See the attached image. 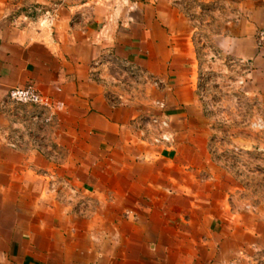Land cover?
I'll return each mask as SVG.
<instances>
[{"label": "crops", "instance_id": "0c3cea01", "mask_svg": "<svg viewBox=\"0 0 264 264\" xmlns=\"http://www.w3.org/2000/svg\"><path fill=\"white\" fill-rule=\"evenodd\" d=\"M214 24L220 59L207 69L223 76L229 59L243 68L236 91L255 102L262 128L237 140L264 157V46L257 45L264 0H237ZM194 31L176 0H0V104L28 85L60 104L25 122L0 108V222L13 221L0 238H15L0 240L1 264H247L264 253V197L247 196L225 176L229 167L206 150L209 129L185 133L180 149L155 152L136 127L143 107L121 94L132 76L170 80L182 123L206 125L198 61L189 72ZM235 105L228 107L240 111ZM253 167L264 173L262 160ZM54 170L87 190L91 216L62 211L42 194V175ZM9 205L17 206L11 219L3 216Z\"/></svg>", "mask_w": 264, "mask_h": 264}, {"label": "rangeland", "instance_id": "374dc122", "mask_svg": "<svg viewBox=\"0 0 264 264\" xmlns=\"http://www.w3.org/2000/svg\"><path fill=\"white\" fill-rule=\"evenodd\" d=\"M235 1L237 0H176V4L192 22L195 30L192 36L194 38L197 60H193L194 66L189 67V72L191 73L196 69L198 61L204 73L202 93H199L198 96L202 104L200 112L205 121L207 120L206 125L182 123L183 121L179 117L181 112H178L180 110L174 109L172 106V95L170 96L169 88L173 84L170 80L162 81L139 74L138 76H132L133 78L129 81L123 82L124 85L121 87L124 91L121 94L127 95L132 101H136L139 108L143 107V113L135 119L137 130L143 141V143L140 142L142 146L154 149L158 153L165 150H173L175 147L180 149L178 143H180V139L183 138L185 133L198 132L202 134L204 131L206 132V129H209L207 130L210 134L208 136L211 137L208 138L206 143V150L213 154L218 166L221 167L225 164V166L229 167L225 176L228 177L232 184H237L238 182L243 184L246 187L247 196L257 193L264 197V173H256L257 171L253 167L255 160L260 159L264 162V157L255 156L252 149L242 147V144L239 145L241 142L237 140L240 135L253 136L256 134L254 128L249 127L250 121L255 118L253 112L255 102L244 97L239 98V93L236 91V84L234 83L237 73H239L236 66L231 68L226 63L229 69L226 70L223 76L217 69L214 73L208 71L210 68L208 66L212 65L211 56H214L215 60L220 59V56L212 47L210 39L211 28L209 27L213 25V29L217 30L218 25L214 24V20L230 12L231 5ZM183 82H185V79ZM189 83L191 85L192 81L189 80ZM142 99L144 100L142 101ZM158 102L161 104H158ZM169 104H171V108H168ZM215 104L220 105L215 108ZM228 104H239L241 109L238 111L229 108ZM208 105H214L213 109H208L206 107ZM0 108L6 109L8 113H11L10 116L17 121L25 122L32 117V111L21 105L0 104ZM152 119L164 120L167 123V127L164 130L172 137L170 143L159 145L153 142L157 133H161L164 130L161 131L160 126L153 123ZM10 133L9 137L12 136L14 138L12 143L19 144L21 137L14 131ZM262 145L264 146V142H262ZM239 147L240 149L237 150ZM242 149L243 151L246 150V152L241 153L240 150ZM53 151L50 148V152ZM199 151L197 162L200 165L205 162L204 157L202 158L200 154L202 151ZM221 175L222 173L219 174L220 179L222 178ZM42 176L44 182H46L42 194L54 200L58 204L59 209L61 208L62 211L65 210L81 218H88L93 214L95 210L93 198L87 193V190L75 184L74 181L76 179L74 177L63 174L58 170L47 171ZM92 176H95L94 178L109 179L101 173L84 174L85 179L91 178L92 180ZM150 178H153V175H150ZM218 192L220 191L218 190ZM22 207L25 210L30 208L28 205H23ZM16 209L17 206H5V214L3 216L11 219ZM25 210L21 209L19 212L24 213ZM11 224H13V221L9 219L1 221L0 229L11 228L9 227ZM7 239L9 238H0L1 242H5V240L8 242L11 239L15 240L13 237L8 241Z\"/></svg>", "mask_w": 264, "mask_h": 264}, {"label": "built area", "instance_id": "2783aa9c", "mask_svg": "<svg viewBox=\"0 0 264 264\" xmlns=\"http://www.w3.org/2000/svg\"><path fill=\"white\" fill-rule=\"evenodd\" d=\"M41 13L42 12H38ZM43 15L47 16V12H44ZM49 18V16H47ZM257 45L259 47L264 46V28L259 30L257 32ZM211 59H215L214 56H211ZM228 65H230L231 68H234L235 66L237 69H240L241 72H244L243 68L239 66L237 61H234L232 59L225 61ZM125 69L127 71H132V67L125 66ZM239 72V70H237ZM234 83L235 86L238 88V86L243 85V78L240 75L236 76ZM202 82H203V75H199L197 77L196 87L199 93H202ZM8 103L15 104V105H21L24 108L31 107L34 108L35 112H32L31 118H38V116H43L46 111H50L53 108H60V104H51V102L42 96L32 85H28L26 87H15L9 90L7 94ZM158 104H161L158 102ZM218 105L215 104V108ZM208 109H213L214 105H208L206 106ZM153 123H156L160 126L161 131L164 130L165 127H167V123L163 120L158 119H152ZM251 127L260 130L262 128V124L259 120H255L251 123ZM172 141L171 135L167 131H162L161 133H157L156 137L154 138L153 142L159 145L168 144ZM238 150V149H237ZM247 261V264H264V253L262 252H256L252 257L245 259Z\"/></svg>", "mask_w": 264, "mask_h": 264}]
</instances>
